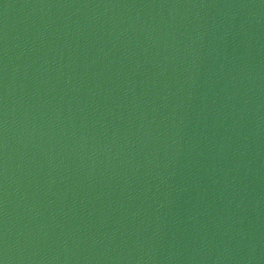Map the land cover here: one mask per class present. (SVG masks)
<instances>
[{"label":"water","instance_id":"1","mask_svg":"<svg viewBox=\"0 0 264 264\" xmlns=\"http://www.w3.org/2000/svg\"><path fill=\"white\" fill-rule=\"evenodd\" d=\"M0 264H264V0H0Z\"/></svg>","mask_w":264,"mask_h":264}]
</instances>
